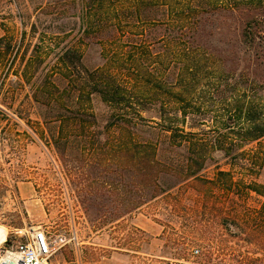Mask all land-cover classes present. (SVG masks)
<instances>
[{"label": "rangeland", "instance_id": "rangeland-1", "mask_svg": "<svg viewBox=\"0 0 264 264\" xmlns=\"http://www.w3.org/2000/svg\"><path fill=\"white\" fill-rule=\"evenodd\" d=\"M88 2L0 0V224L8 230L0 259L33 227L55 246L59 238L65 242L47 264H264V219L235 222L228 216L235 198L214 186L191 181L103 227L91 222L120 213L124 197L116 164L100 176L93 165L77 169L122 141L118 131L102 129L111 110L93 98L98 129L85 141L72 137L63 151L55 150L56 131L43 123L45 103L73 100L75 71L63 72V51H78L88 71L108 65L102 43L91 36L94 24L86 23ZM105 6L139 10L135 21L129 12L118 23L106 19L117 31L108 48L110 68L151 70L149 83L167 87L163 73L179 64L183 52L176 48L186 45L210 59L189 96L209 101L206 86L219 71L264 86V36L252 47L241 43L245 24L264 18V0H106ZM129 34L140 36L130 40ZM256 182L264 186V167ZM244 206L258 204L251 198Z\"/></svg>", "mask_w": 264, "mask_h": 264}, {"label": "trees", "instance_id": "trees-1", "mask_svg": "<svg viewBox=\"0 0 264 264\" xmlns=\"http://www.w3.org/2000/svg\"><path fill=\"white\" fill-rule=\"evenodd\" d=\"M105 1L90 0L85 17L87 24H94L91 36L102 43V58L108 65L88 71L81 65L78 51H63L58 58L63 72L68 67L75 71L73 100L70 104L47 102L43 105L47 114L43 123L56 131L57 138L52 143L56 151L66 150L72 137L85 141L98 129L91 106L93 98L111 110L102 129L118 131L122 141L115 147L111 145L102 155L92 154L88 161L84 158L83 165L77 169L93 165L95 170H100L97 173L100 176L109 165L116 164L121 170L118 181L124 197L118 202L120 213L90 217L91 222L103 227L191 181L198 186H214L221 195L233 196L236 203L228 216L235 222L251 217L264 219V186L256 182L264 167L261 147L264 86L248 81L243 75L236 76L234 71H219L209 77L212 82L206 86L209 101H203L198 94L189 96L191 90L198 89L210 59L190 52L191 47L186 45L176 48L183 52L179 64L163 73L170 79L167 87L149 83L153 76L151 70L140 73L110 68L108 48L117 31L107 25L106 19L112 18L118 23L120 14L129 12L127 19L135 21L139 10L109 9ZM263 19H252L245 24L243 45L252 47L258 36H264ZM139 36L129 34L128 39ZM72 58L77 59L76 65L72 64ZM85 145V142L81 144ZM225 166L227 170L223 169ZM210 168L213 169L211 178L206 173ZM251 198L256 200L257 207L244 206ZM81 204L86 210L85 202Z\"/></svg>", "mask_w": 264, "mask_h": 264}, {"label": "built area", "instance_id": "built-area-1", "mask_svg": "<svg viewBox=\"0 0 264 264\" xmlns=\"http://www.w3.org/2000/svg\"><path fill=\"white\" fill-rule=\"evenodd\" d=\"M59 240L60 245L55 246L46 231L30 227L21 235V239L4 253L0 264H47L57 249L65 244L63 239Z\"/></svg>", "mask_w": 264, "mask_h": 264}, {"label": "bare ground", "instance_id": "bare-ground-1", "mask_svg": "<svg viewBox=\"0 0 264 264\" xmlns=\"http://www.w3.org/2000/svg\"><path fill=\"white\" fill-rule=\"evenodd\" d=\"M7 234H8V230L6 229V227L0 224V245L5 242Z\"/></svg>", "mask_w": 264, "mask_h": 264}]
</instances>
